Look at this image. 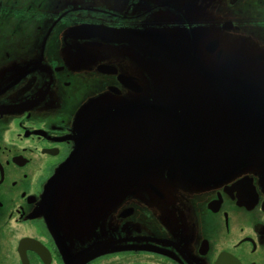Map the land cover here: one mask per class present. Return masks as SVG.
I'll return each mask as SVG.
<instances>
[{"label":"flooded vegetation","instance_id":"obj_1","mask_svg":"<svg viewBox=\"0 0 264 264\" xmlns=\"http://www.w3.org/2000/svg\"><path fill=\"white\" fill-rule=\"evenodd\" d=\"M157 39L169 60L145 54ZM152 58L203 81L183 82L201 101L148 129L129 116L148 105L141 77L169 82L135 69ZM191 119L209 123L179 161ZM142 130L170 133L155 161L108 167L105 136L139 153ZM0 264H264V0H0Z\"/></svg>","mask_w":264,"mask_h":264},{"label":"rangeland","instance_id":"obj_2","mask_svg":"<svg viewBox=\"0 0 264 264\" xmlns=\"http://www.w3.org/2000/svg\"><path fill=\"white\" fill-rule=\"evenodd\" d=\"M218 33V32H216ZM221 39L229 41L231 39V36L228 34H220ZM175 47L179 46L178 42L174 43ZM259 43H253V48H261L259 46ZM7 46V45H6ZM6 50H8L5 47ZM142 57H138V59H141ZM171 66H179V65H174L170 63H166L164 61H161L159 59L152 58V60H145L141 61L140 66H137L135 68L136 70H140L141 72L144 71H151L152 73H161L162 76H166L167 78L169 77V82L166 84V86L163 87L158 92H155L153 88H150L147 91V87L144 83L143 77H141V83L145 87V90L143 93L139 94V98L147 103V106H138L135 107L130 112V118H134L136 116H140V123L141 127H146L148 129H152V122H153V117L150 114H159V113H183V110H181L182 104L186 102L188 105H196L198 101H201V98H198V96L193 95V90H185V85L184 81H199L202 82L203 79L201 78H192L188 74H182V72H176L175 70L171 69ZM168 67V68H167ZM150 75V74H149ZM149 75H146L145 82L148 85H152L151 77ZM208 78L206 81L208 82L209 86L207 89V95L204 97L205 100L202 101L203 106H212L213 102V97H212V90H213V85H212V80H213V72H210L207 74ZM181 76V77H180ZM173 87H180L182 90H178V94L173 96L174 99L172 101H168V104H165L164 99L162 98V94L166 95L167 90H171ZM171 99V98H168ZM187 100V101H186ZM161 103V104H159ZM174 103V104H171ZM177 108L173 109L171 108ZM181 106V107H180ZM207 111V108L204 109ZM214 111H218V109H215ZM213 111V112H214ZM238 112V111H236ZM187 115H191V118H193V115L191 112L186 111ZM187 124V130L183 132H177L175 136L172 139V151L174 153L180 152V154L175 157L173 155V158L179 161H184V160H189V159H194V155L196 153V143L197 140L194 136L195 131H200V130H205V125L209 123V120H204L201 123H198L197 128L193 129L191 127V120L185 121ZM176 123L179 124H184V121L178 120ZM159 124V120H158ZM213 133H215V129L213 130ZM170 136V133L168 134H163L161 131L157 130L154 133V136L151 135L148 131H143L137 135L136 140H137V146H140V151L139 153L133 150L131 146V142L133 140V136L129 134V136H124L123 141L119 139V135L116 132H111L109 136H105L104 139V144L103 146L99 147L98 149V154H101L104 156L103 161L107 162L106 165L108 167L111 166H118L120 161H133L134 159L140 162V165H147L148 162H154L155 161V156L158 155V150L162 145H165L168 141V138ZM101 142V139H99ZM122 142V143H121ZM122 144L123 145V153L115 152V149L117 148V145ZM166 152H163L161 155V159L165 155ZM207 152L204 151L201 154H206ZM114 155V156H112ZM167 156H170L171 154L166 153ZM218 156V154H216ZM227 153L221 156V158L227 157ZM106 156V157H105ZM231 157L234 158V154H231ZM196 159V158H195ZM129 168L122 167L119 172L117 171L115 173L114 177H122L124 179H132L135 177L134 174V169L129 165ZM140 176L142 177H148L147 174H141ZM68 185V184H67ZM146 203L149 205V200H145ZM153 202V201H152ZM154 203V202H153ZM154 205V204H153ZM160 205V204H159ZM159 208V206H158Z\"/></svg>","mask_w":264,"mask_h":264},{"label":"water","instance_id":"obj_3","mask_svg":"<svg viewBox=\"0 0 264 264\" xmlns=\"http://www.w3.org/2000/svg\"><path fill=\"white\" fill-rule=\"evenodd\" d=\"M85 29L86 28H83V29L82 28H78V29H75L72 32L73 33H83L84 34V30ZM102 40L111 41V40H108V39H105V38L102 39ZM136 46H137V44H136ZM141 46H142V44H140L136 48H138V49L143 51V49H141ZM144 51H145V54L150 56V57H159V58H163V59H166V60H169L172 57L171 50L168 48L166 43L163 40H160V39H157L155 41L152 49H148V50H144ZM141 106H143V105H141ZM59 176H60V173L56 177H59Z\"/></svg>","mask_w":264,"mask_h":264}]
</instances>
